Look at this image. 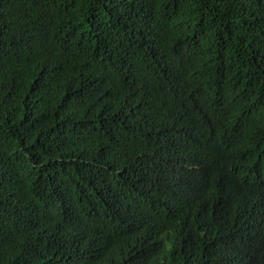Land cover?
Masks as SVG:
<instances>
[{
	"label": "trees",
	"instance_id": "1",
	"mask_svg": "<svg viewBox=\"0 0 264 264\" xmlns=\"http://www.w3.org/2000/svg\"><path fill=\"white\" fill-rule=\"evenodd\" d=\"M0 264H264V0H0Z\"/></svg>",
	"mask_w": 264,
	"mask_h": 264
}]
</instances>
